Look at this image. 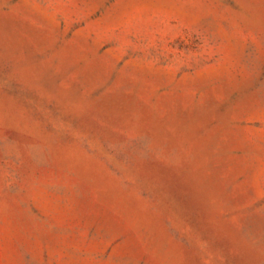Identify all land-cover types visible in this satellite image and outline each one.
<instances>
[{
    "label": "rangeland",
    "instance_id": "obj_1",
    "mask_svg": "<svg viewBox=\"0 0 264 264\" xmlns=\"http://www.w3.org/2000/svg\"><path fill=\"white\" fill-rule=\"evenodd\" d=\"M0 264H264V0H0Z\"/></svg>",
    "mask_w": 264,
    "mask_h": 264
}]
</instances>
